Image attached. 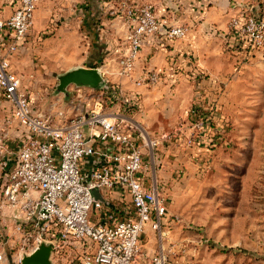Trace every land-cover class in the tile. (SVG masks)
Segmentation results:
<instances>
[{
    "label": "built area",
    "instance_id": "built-area-1",
    "mask_svg": "<svg viewBox=\"0 0 264 264\" xmlns=\"http://www.w3.org/2000/svg\"><path fill=\"white\" fill-rule=\"evenodd\" d=\"M38 1L0 0V101L9 110L7 121L18 127L16 152L0 159V219L7 227L0 231V262L7 246L16 250L19 264L49 244L51 255L79 246L74 264H182L163 235L174 216L159 173L161 149L177 133L137 125L129 111L137 108L139 96L120 84L105 86L104 78L106 97L122 111L105 113L96 103L58 124L36 112L12 71L11 57L32 35ZM258 9V3L249 4L229 21L226 44L246 60L264 53V14ZM128 21L132 24L118 55L122 78L132 79L142 47L166 46L187 34L186 27L158 16L151 5L128 11ZM159 80L157 70L142 69L134 83L153 88ZM190 114L194 131L213 121L198 106ZM199 134L185 136L184 145L196 144ZM94 189L100 199L92 195ZM148 231L158 236L151 252L141 246Z\"/></svg>",
    "mask_w": 264,
    "mask_h": 264
},
{
    "label": "rangeland",
    "instance_id": "rangeland-1",
    "mask_svg": "<svg viewBox=\"0 0 264 264\" xmlns=\"http://www.w3.org/2000/svg\"><path fill=\"white\" fill-rule=\"evenodd\" d=\"M166 1L46 0L42 12L39 5L36 11L39 16L35 15L38 26L34 24L33 29V32H40L35 48L11 57L12 71L20 79L21 89L34 110L56 124L85 114L94 109L96 103L105 113L117 112L119 108L122 111L124 108L118 106V102L106 97V88L93 90L70 85L66 95L57 91L59 76L92 63L91 59L82 58L83 52H57L58 44L65 42L59 33L123 32L127 28L128 11L151 5L157 12ZM66 41L72 48L87 42L77 37ZM214 49L203 73L193 76L187 70V79L191 77L192 80L177 82L184 85L179 94L183 98L174 105L178 121L188 127L185 136L192 133L195 136L201 131L192 129L195 118L190 110L198 105L193 101V93L204 92L216 98L211 104L220 109L222 124L217 145L208 149L210 152L188 154V158H192L190 168L181 164L176 175L172 173V178L168 179L169 209L174 221L162 231L182 264H264V116L246 115L244 107L248 104L237 97V94L245 93L244 86L238 83L237 66L247 63L246 58H237V52L228 48L226 39L217 43ZM100 61L102 63L103 59ZM196 61L197 57H194L192 64L197 65ZM110 78H104L107 87L110 83L117 84ZM175 90L173 86L168 88L169 93ZM209 101L205 99L204 104ZM137 105L129 112L139 116L144 109L140 108V102ZM6 114L9 116L7 106L0 101V159L11 144ZM15 126L13 129L17 133ZM180 126L167 125L165 128V132H176L177 139L167 143L164 152L176 140L186 138L179 130ZM169 160L172 161V157ZM92 195L100 199L98 190H92ZM5 222L0 219L2 233L7 230ZM144 238L148 248L157 247L156 234L146 232ZM80 252L79 246L54 251L51 264H74ZM3 256L0 264H18L15 249L5 247Z\"/></svg>",
    "mask_w": 264,
    "mask_h": 264
},
{
    "label": "crops",
    "instance_id": "crops-1",
    "mask_svg": "<svg viewBox=\"0 0 264 264\" xmlns=\"http://www.w3.org/2000/svg\"><path fill=\"white\" fill-rule=\"evenodd\" d=\"M255 1L257 0L166 1L156 14L167 18L172 24L186 27V37L174 43H169L165 47H142L132 79L122 78L118 75V55L122 50V41L131 27L132 23L130 21H127V28H124L123 32H60L59 35L64 37L65 42L58 44L56 51L63 54L69 52L85 53V56L82 58L85 60L91 59L92 63L88 66L80 65L81 67L98 68L103 78L110 76L111 81L120 84L123 91L138 95L139 102L141 103L140 108L144 109V111L139 116L138 113L129 112L137 125L149 132H161L165 130L167 125L176 127L180 124L179 130L185 136L188 133L186 132L188 127L184 126L183 121H178L179 118L175 113L176 106L174 102L183 98L179 94L184 88L183 84H178L177 82L179 80H192L191 77L187 79V75L185 74L187 70L191 71L193 76H196L208 68L209 63L207 62L210 61V57H213L215 53L214 46L228 39L229 21L234 12L243 9L249 4H256ZM45 2L46 0L38 1L37 8L40 5V12L44 10ZM5 12L8 13L6 8ZM36 16H39V11ZM36 16L34 24L37 27L38 20H36ZM39 33L32 32L23 51L35 48V41ZM71 37H77L87 42L80 43L72 48L66 41ZM263 56L264 53H254L250 58H247V63L237 66V73L240 74L238 83L245 88V93H239L237 97L238 99L241 98V100L243 98V103L248 104L244 107V113L254 118L264 116V103H261V101H264ZM194 57H197V65L192 64ZM240 57L242 55L237 54V58ZM101 59H103L102 63ZM113 62L115 63L113 64ZM142 69L157 70L159 72L160 80L156 86L146 88L135 85L134 80H136ZM113 75L115 76L112 77ZM170 86H173L177 90L174 93H169L168 88ZM205 99L211 102L209 101L205 105ZM215 99L211 94L204 92L193 93V101L198 104L199 110L204 113H212L213 121L206 120L204 128L199 134L200 139H198L196 144L189 147L184 145V139H178L165 152L163 151L164 148L161 149L162 167L159 173L164 180L166 179V182L172 178V173L176 175V172L181 169V164L190 168L191 162L189 161H192V158L189 159L188 154L194 153L197 155L198 153L210 152L208 149L217 145L216 142L220 133L219 128L222 124L219 120L220 109L216 105L213 106L211 104ZM2 104L6 105L4 102ZM7 111L9 112L8 108ZM6 117L8 118L9 116L6 114ZM7 118L5 119L7 129H5L8 131L11 144L9 150H5L3 157H7L10 153H15L17 150V140H14L17 137V133L13 129V125L15 124L8 122ZM169 157H172V161L169 160ZM146 241V238L143 241L141 240V246L146 251L151 252L154 249L148 248Z\"/></svg>",
    "mask_w": 264,
    "mask_h": 264
},
{
    "label": "water",
    "instance_id": "water-1",
    "mask_svg": "<svg viewBox=\"0 0 264 264\" xmlns=\"http://www.w3.org/2000/svg\"><path fill=\"white\" fill-rule=\"evenodd\" d=\"M57 91L66 95V88L70 85L88 87L100 90L104 86V79L98 68L78 67L59 76ZM52 248L49 244H42L37 250L21 259L20 264H51Z\"/></svg>",
    "mask_w": 264,
    "mask_h": 264
},
{
    "label": "trees",
    "instance_id": "trees-1",
    "mask_svg": "<svg viewBox=\"0 0 264 264\" xmlns=\"http://www.w3.org/2000/svg\"><path fill=\"white\" fill-rule=\"evenodd\" d=\"M258 7H259V9H258V14L259 15H262V14H264V4L262 3V2H259L258 3ZM201 112V111H200ZM201 115H203V117L205 118V119H207V118H209V117H212V114H210V113H204V112H201Z\"/></svg>",
    "mask_w": 264,
    "mask_h": 264
}]
</instances>
